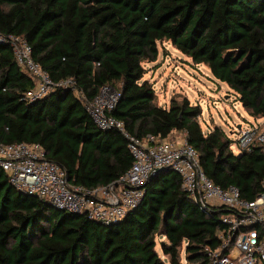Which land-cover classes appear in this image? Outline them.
<instances>
[{"label":"trees","instance_id":"1","mask_svg":"<svg viewBox=\"0 0 264 264\" xmlns=\"http://www.w3.org/2000/svg\"><path fill=\"white\" fill-rule=\"evenodd\" d=\"M0 36L24 38L54 81L73 83L28 101L36 81L0 42V143L40 145L70 185L108 186L133 165L127 139L87 111L109 86L120 93L112 115L131 135L184 134L216 186L247 202L263 193L264 144L237 157L222 128L203 130L199 104L159 106L144 65L168 43L264 119V0H0ZM143 190L120 224L104 226L19 192L0 167V264H211L232 212L191 201L171 170Z\"/></svg>","mask_w":264,"mask_h":264},{"label":"built area","instance_id":"2","mask_svg":"<svg viewBox=\"0 0 264 264\" xmlns=\"http://www.w3.org/2000/svg\"><path fill=\"white\" fill-rule=\"evenodd\" d=\"M0 42L12 47L17 64L36 81V86L25 95L28 101L43 99L52 91L73 84L71 80L54 81L33 59L32 47L24 38L0 36ZM119 99V91L105 86L87 103V111L100 129H115L128 141L134 162L119 180L92 190L72 186L65 172L46 159L40 145L0 143V167L11 184L21 193L47 200L58 210L110 226L122 222L139 206L143 186L156 176L157 170L169 169L180 176L182 189L191 201L202 207H225L232 212L223 219L227 228L220 235L219 248L210 255L211 264H264V191L256 200L247 202L237 188L223 190L216 186L202 172L199 154L184 134L179 139L166 140L153 135L144 139L131 135L124 123L112 115ZM256 142L264 144V119L239 129L236 145L242 152L250 151Z\"/></svg>","mask_w":264,"mask_h":264},{"label":"rangeland","instance_id":"3","mask_svg":"<svg viewBox=\"0 0 264 264\" xmlns=\"http://www.w3.org/2000/svg\"><path fill=\"white\" fill-rule=\"evenodd\" d=\"M144 80L154 85L156 103L169 107L173 98H187L204 109L200 119L206 132L214 127L222 128L233 141L232 150L239 157L242 151L236 145L238 126L255 125V119L244 110L229 88L215 80L204 65H195L168 43L159 45L157 62L145 64ZM182 134L170 139H179Z\"/></svg>","mask_w":264,"mask_h":264},{"label":"water","instance_id":"4","mask_svg":"<svg viewBox=\"0 0 264 264\" xmlns=\"http://www.w3.org/2000/svg\"><path fill=\"white\" fill-rule=\"evenodd\" d=\"M241 128V126H238V130ZM167 170H169V169H162V170H157L155 173H156V175H158V174H160V173H162V172H165V171H167ZM173 173H175L176 174V172H174V171H172ZM35 197V196H34ZM121 223V222H120ZM120 223H117V224H120ZM117 224H114V225H117Z\"/></svg>","mask_w":264,"mask_h":264},{"label":"crops","instance_id":"5","mask_svg":"<svg viewBox=\"0 0 264 264\" xmlns=\"http://www.w3.org/2000/svg\"><path fill=\"white\" fill-rule=\"evenodd\" d=\"M177 134L175 133V134H173V136H176Z\"/></svg>","mask_w":264,"mask_h":264}]
</instances>
